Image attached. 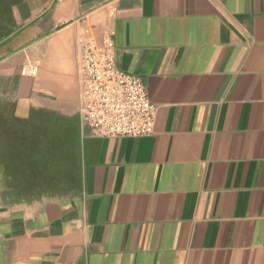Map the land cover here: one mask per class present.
Listing matches in <instances>:
<instances>
[{"label":"crops","instance_id":"1","mask_svg":"<svg viewBox=\"0 0 264 264\" xmlns=\"http://www.w3.org/2000/svg\"><path fill=\"white\" fill-rule=\"evenodd\" d=\"M105 39L151 136L81 127L84 45ZM41 114L76 126L66 189L16 171ZM0 264H264V0H0Z\"/></svg>","mask_w":264,"mask_h":264},{"label":"built area","instance_id":"2","mask_svg":"<svg viewBox=\"0 0 264 264\" xmlns=\"http://www.w3.org/2000/svg\"><path fill=\"white\" fill-rule=\"evenodd\" d=\"M36 72V66L30 65L20 74L35 76ZM81 72L82 128L107 138H143L153 134L156 106L142 79L117 66L112 40L86 42Z\"/></svg>","mask_w":264,"mask_h":264},{"label":"trees","instance_id":"3","mask_svg":"<svg viewBox=\"0 0 264 264\" xmlns=\"http://www.w3.org/2000/svg\"><path fill=\"white\" fill-rule=\"evenodd\" d=\"M58 123V119L49 114H41L36 121L32 120L31 126L26 130V134L30 136V142L25 144V147H27L25 150L28 151L31 157L14 159L13 162L20 167L16 169L20 173L23 170L22 163H24V169L27 170L26 178H30L31 182H37L39 174L43 171L48 174L46 183L51 182L54 178L51 174L55 172L56 167L57 171L61 170L62 172V186L66 189L70 185L79 182L76 157L77 131L75 125L66 124L64 121L63 125L59 126ZM55 146L60 151L61 158L54 160V158L49 157L45 159L37 157V151L46 150L49 154L50 151L52 152L55 149ZM17 147H19V150L22 149L21 144H17ZM65 191L67 190H63V192ZM30 193L37 192L32 191Z\"/></svg>","mask_w":264,"mask_h":264}]
</instances>
